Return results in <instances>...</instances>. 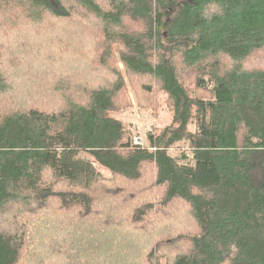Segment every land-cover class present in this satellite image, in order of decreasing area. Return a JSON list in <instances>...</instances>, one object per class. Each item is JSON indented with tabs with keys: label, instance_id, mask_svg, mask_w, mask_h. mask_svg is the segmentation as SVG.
<instances>
[{
	"label": "trees",
	"instance_id": "trees-1",
	"mask_svg": "<svg viewBox=\"0 0 264 264\" xmlns=\"http://www.w3.org/2000/svg\"><path fill=\"white\" fill-rule=\"evenodd\" d=\"M23 6L36 22L92 16L102 46L67 58L71 78L90 86L84 99L60 111L0 114V220L15 205L50 201L84 215L74 229L83 256L69 264H264V0ZM10 8L0 0V12ZM115 47L143 106L157 109L163 92L172 110V124L150 133L149 147L134 145L111 115L127 106L124 75L89 68ZM8 78L0 67V98L12 106L26 81ZM182 142L191 160L170 155ZM47 171L73 192L44 183ZM1 230L0 264H18L24 239Z\"/></svg>",
	"mask_w": 264,
	"mask_h": 264
},
{
	"label": "rangeland",
	"instance_id": "rangeland-1",
	"mask_svg": "<svg viewBox=\"0 0 264 264\" xmlns=\"http://www.w3.org/2000/svg\"><path fill=\"white\" fill-rule=\"evenodd\" d=\"M9 3L10 10L0 12V43H5L0 46V67L7 77L10 75L9 84L14 83L13 78H19L20 84L24 81L27 84L21 86L22 91L12 106L7 103V97L0 98V114L9 112V109L14 111L20 108L18 106H32L47 112L60 111L72 100L84 99L90 86L79 85L71 78L73 74L67 58L76 50L90 45L99 43L102 46L100 40H96L97 37L93 40L91 36V32H103L100 22L91 18L92 16L84 18L80 15L68 20L45 15L41 22H36L27 17L23 0H9ZM88 65L91 70L96 67L104 75L113 70L124 75L127 106L111 115L123 122L131 133L134 145L149 147L148 135L159 134L172 124V110L163 92L156 94L157 109L143 106L138 91L134 88L137 80L131 81L125 75L116 47L109 54L95 59L94 65ZM231 66L233 63L228 65ZM190 129L194 131L195 126L192 125ZM169 153L175 158L186 154L192 159L185 142L177 144ZM97 169L103 179H112L108 171L100 166ZM151 171L146 170L148 177L153 175ZM50 173L51 171H47L44 174V183L53 184L61 191L73 192L67 182L56 180ZM145 183L143 178L141 185ZM97 197L98 195L95 196L96 201ZM59 208L54 201L42 207L18 204L0 220L1 231L24 239L18 264H69L67 259L74 262L83 256L74 229L75 223H81L84 215H75L63 208L59 211ZM86 254L89 252H85Z\"/></svg>",
	"mask_w": 264,
	"mask_h": 264
},
{
	"label": "bare ground",
	"instance_id": "bare-ground-1",
	"mask_svg": "<svg viewBox=\"0 0 264 264\" xmlns=\"http://www.w3.org/2000/svg\"><path fill=\"white\" fill-rule=\"evenodd\" d=\"M145 192V191H144Z\"/></svg>",
	"mask_w": 264,
	"mask_h": 264
}]
</instances>
